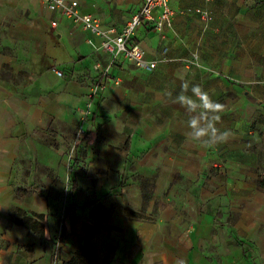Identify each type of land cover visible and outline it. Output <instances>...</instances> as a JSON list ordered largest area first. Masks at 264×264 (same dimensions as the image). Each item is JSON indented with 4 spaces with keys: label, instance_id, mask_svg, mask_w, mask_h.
<instances>
[{
    "label": "crops",
    "instance_id": "0c3cea01",
    "mask_svg": "<svg viewBox=\"0 0 264 264\" xmlns=\"http://www.w3.org/2000/svg\"><path fill=\"white\" fill-rule=\"evenodd\" d=\"M75 1L117 29L140 7ZM254 2L170 0V30L135 33L149 60L169 61L152 71L111 67L89 100L109 59L86 44L98 39L41 0H0V264L68 262L89 224L99 225L90 240L99 262L264 264V2ZM194 8L208 9L211 23L181 12ZM192 52L199 67L187 68ZM185 82L223 105L215 126L227 140L205 147L189 138V116L172 102ZM244 90L262 104L248 103ZM18 188L34 192L17 196ZM96 202L107 217L94 215ZM12 209L44 215V238Z\"/></svg>",
    "mask_w": 264,
    "mask_h": 264
},
{
    "label": "built area",
    "instance_id": "2783aa9c",
    "mask_svg": "<svg viewBox=\"0 0 264 264\" xmlns=\"http://www.w3.org/2000/svg\"><path fill=\"white\" fill-rule=\"evenodd\" d=\"M138 1L140 2L139 9L125 25L117 29L105 27L96 17L81 13L75 0H41L47 11L56 13L61 18L72 21L98 39L97 43L92 38L86 39V44L94 52H104L109 58L107 66L99 74L98 81L92 84L88 90L87 96L89 100L100 95L104 90L111 67L127 62L137 69L152 71L158 63L169 61L165 57L149 60L144 49L135 42V33L144 25H151L153 30L161 35L165 30H170L175 15V12L171 8L170 0ZM204 1L210 2V0ZM181 12L196 15L204 25H208L212 21V14L208 9L194 8ZM51 26L55 27L56 22H52ZM182 63L187 68L199 67V55L196 52H192L187 58L182 60ZM53 71L57 76H62L60 71L56 69H53ZM87 114L86 110L84 115Z\"/></svg>",
    "mask_w": 264,
    "mask_h": 264
},
{
    "label": "trees",
    "instance_id": "16d2710c",
    "mask_svg": "<svg viewBox=\"0 0 264 264\" xmlns=\"http://www.w3.org/2000/svg\"><path fill=\"white\" fill-rule=\"evenodd\" d=\"M264 2V0H255L254 4L258 5L260 3ZM245 99L253 105L260 106L262 103L258 100L254 99L251 95L246 94ZM87 138V135H83L80 139V141H83ZM76 190V184L74 180H71L70 183V189L67 191L70 199H73L74 192ZM34 192L33 189H24V188H18L15 190V193L17 196H24L27 194H30ZM93 213L98 218H105L108 216L107 212H102L100 209V206L96 202L94 205ZM74 204L71 202L68 204L64 211V219L61 221L62 226V235H65V233L68 232V226L65 223V219L69 218L73 214L74 210ZM126 216L129 218H139L137 214L132 212H126ZM10 217L14 219V221L23 226L24 228L31 230L32 232L39 235L42 239L45 235V216L41 214H35V213H28L20 209H12L10 210ZM99 225H92L89 224L88 226H84V233L85 238L83 242L79 245L77 251L74 253L73 257L63 264H110L111 258H105L103 261L99 262L97 259L96 252L94 248L92 247L90 240L92 236L98 231ZM61 239V237H60ZM59 250V249H58Z\"/></svg>",
    "mask_w": 264,
    "mask_h": 264
},
{
    "label": "clouds",
    "instance_id": "9594fccd",
    "mask_svg": "<svg viewBox=\"0 0 264 264\" xmlns=\"http://www.w3.org/2000/svg\"><path fill=\"white\" fill-rule=\"evenodd\" d=\"M181 89V93L172 102L183 107L189 116V138L205 147H213L227 140L231 133L227 130L221 132L215 126L221 119L219 113L223 105L212 101L199 85H192L189 89V83L185 82L181 85ZM189 90L191 96L188 95ZM169 96L171 97L170 93ZM202 122L205 124L203 128L200 127Z\"/></svg>",
    "mask_w": 264,
    "mask_h": 264
},
{
    "label": "rangeland",
    "instance_id": "374dc122",
    "mask_svg": "<svg viewBox=\"0 0 264 264\" xmlns=\"http://www.w3.org/2000/svg\"><path fill=\"white\" fill-rule=\"evenodd\" d=\"M246 94H249V92L247 91V90H244V94H243V97L245 98V96H246ZM249 103V102H248ZM258 106V105H257ZM248 112L250 113V110H248ZM21 162V161H20ZM22 162H23V166H24V168H26L27 166H28V162L26 161V160H22ZM39 171H40V169H39ZM258 184L259 183H264V179L263 180H261L260 178L258 179ZM36 185V184H35Z\"/></svg>",
    "mask_w": 264,
    "mask_h": 264
}]
</instances>
